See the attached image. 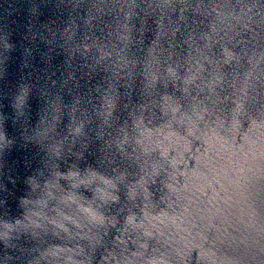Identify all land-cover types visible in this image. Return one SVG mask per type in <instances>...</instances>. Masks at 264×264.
Returning a JSON list of instances; mask_svg holds the SVG:
<instances>
[{
  "label": "water",
  "instance_id": "1",
  "mask_svg": "<svg viewBox=\"0 0 264 264\" xmlns=\"http://www.w3.org/2000/svg\"><path fill=\"white\" fill-rule=\"evenodd\" d=\"M0 264H264V0H0Z\"/></svg>",
  "mask_w": 264,
  "mask_h": 264
},
{
  "label": "clouds",
  "instance_id": "2",
  "mask_svg": "<svg viewBox=\"0 0 264 264\" xmlns=\"http://www.w3.org/2000/svg\"><path fill=\"white\" fill-rule=\"evenodd\" d=\"M7 141H8V138L7 136H5V146H4L3 152L9 147Z\"/></svg>",
  "mask_w": 264,
  "mask_h": 264
}]
</instances>
